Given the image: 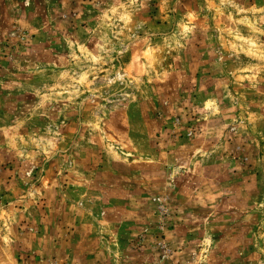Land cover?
I'll use <instances>...</instances> for the list:
<instances>
[{"label":"rangeland","instance_id":"374dc122","mask_svg":"<svg viewBox=\"0 0 264 264\" xmlns=\"http://www.w3.org/2000/svg\"><path fill=\"white\" fill-rule=\"evenodd\" d=\"M0 264H264V0H0Z\"/></svg>","mask_w":264,"mask_h":264}]
</instances>
